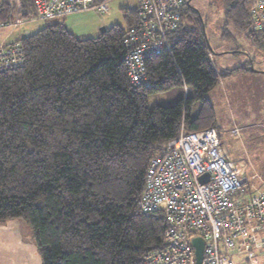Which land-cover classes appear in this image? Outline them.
I'll use <instances>...</instances> for the list:
<instances>
[{
  "label": "trees",
  "instance_id": "1",
  "mask_svg": "<svg viewBox=\"0 0 264 264\" xmlns=\"http://www.w3.org/2000/svg\"><path fill=\"white\" fill-rule=\"evenodd\" d=\"M216 1L226 38L231 29L264 48V33L250 26L255 0ZM0 5L4 25L13 13L36 16L33 0ZM182 15L191 25L168 37L169 52L144 61L139 87L126 75L122 44L136 9L123 11L126 29L97 37L77 38L56 19L19 40L23 65L0 74V224L22 219L41 264H142L160 248L163 214L139 209L149 161L181 130L216 129L208 93L221 76L248 71L217 73L198 11L186 4ZM181 87L193 95L148 107L150 95Z\"/></svg>",
  "mask_w": 264,
  "mask_h": 264
},
{
  "label": "built area",
  "instance_id": "2",
  "mask_svg": "<svg viewBox=\"0 0 264 264\" xmlns=\"http://www.w3.org/2000/svg\"><path fill=\"white\" fill-rule=\"evenodd\" d=\"M33 5L43 21L89 9L108 12L106 4L94 7L92 0H33ZM185 5L186 0H137L135 24L122 38L126 75L133 86L147 84V58L170 51L168 37L181 26ZM250 26L264 33V0L253 3ZM23 63L20 42L0 41V74ZM204 174L208 179L201 183ZM248 184L250 180L224 157L214 128L189 134L181 130L145 171L139 209L161 212L166 229L160 248L145 253L141 263L196 264L191 242L200 238L201 264H254L256 250H264V186L245 194Z\"/></svg>",
  "mask_w": 264,
  "mask_h": 264
},
{
  "label": "rangeland",
  "instance_id": "3",
  "mask_svg": "<svg viewBox=\"0 0 264 264\" xmlns=\"http://www.w3.org/2000/svg\"><path fill=\"white\" fill-rule=\"evenodd\" d=\"M104 4L108 6L107 13L89 9L65 15L58 22L80 39L97 37L102 34L101 29L113 26L126 29L123 11L137 8V0H108ZM190 6L198 11L197 17L203 22L211 49L210 59L216 72L225 75L237 67L248 69L236 75L221 76L207 99L215 112L222 153L244 177H248L250 184L245 188L252 193L264 186V48L254 45L244 35L231 29V38H226L222 30V10L216 0H190ZM12 15L14 17L8 22L11 24L0 28V41L3 43L19 42L46 24L37 16L22 20L15 18L14 13ZM182 23L191 25L188 17L183 15ZM191 95L193 90L190 87H186V94L184 87L155 93L148 97V107L169 106L175 100ZM194 109L198 111V103L193 106ZM242 162L246 169L245 165L241 166ZM252 177L255 178L251 180ZM252 261L254 264H264V250H256ZM0 264H41L34 232L22 219H11L0 224Z\"/></svg>",
  "mask_w": 264,
  "mask_h": 264
},
{
  "label": "water",
  "instance_id": "4",
  "mask_svg": "<svg viewBox=\"0 0 264 264\" xmlns=\"http://www.w3.org/2000/svg\"><path fill=\"white\" fill-rule=\"evenodd\" d=\"M186 4L190 5V0H187ZM101 30L102 33L105 31V29H101ZM207 179H208V174H204L199 178V181L203 183ZM191 244L194 248L196 264H201L204 243L200 238H193Z\"/></svg>",
  "mask_w": 264,
  "mask_h": 264
},
{
  "label": "crops",
  "instance_id": "5",
  "mask_svg": "<svg viewBox=\"0 0 264 264\" xmlns=\"http://www.w3.org/2000/svg\"><path fill=\"white\" fill-rule=\"evenodd\" d=\"M42 28H43V27H42ZM39 30H40V29H39ZM94 37H95V36H94ZM233 95H234V94H233ZM196 112H197V109H194V110H193V114H195ZM215 130H216V129H215ZM216 131H217V130H216ZM242 165H245L244 162H242L241 166H242ZM245 169H246V165H245ZM248 175H249V173H248ZM247 179H248V177H247ZM245 194H250V192H248V191L246 190V193H245Z\"/></svg>",
  "mask_w": 264,
  "mask_h": 264
},
{
  "label": "bare ground",
  "instance_id": "6",
  "mask_svg": "<svg viewBox=\"0 0 264 264\" xmlns=\"http://www.w3.org/2000/svg\"><path fill=\"white\" fill-rule=\"evenodd\" d=\"M136 9V8H135Z\"/></svg>",
  "mask_w": 264,
  "mask_h": 264
},
{
  "label": "clouds",
  "instance_id": "7",
  "mask_svg": "<svg viewBox=\"0 0 264 264\" xmlns=\"http://www.w3.org/2000/svg\"><path fill=\"white\" fill-rule=\"evenodd\" d=\"M187 1V0H186Z\"/></svg>",
  "mask_w": 264,
  "mask_h": 264
}]
</instances>
